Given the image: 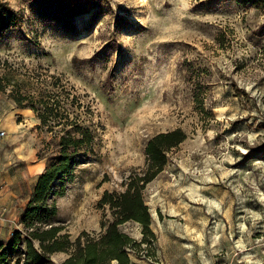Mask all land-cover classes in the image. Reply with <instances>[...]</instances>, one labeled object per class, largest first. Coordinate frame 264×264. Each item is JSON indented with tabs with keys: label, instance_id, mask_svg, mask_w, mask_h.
<instances>
[{
	"label": "rangeland",
	"instance_id": "1",
	"mask_svg": "<svg viewBox=\"0 0 264 264\" xmlns=\"http://www.w3.org/2000/svg\"><path fill=\"white\" fill-rule=\"evenodd\" d=\"M247 1L0 0L17 17L0 39V249L21 229L40 175L30 165L64 134L16 114L15 96L44 97L97 134L49 200L71 241L102 232L104 192H124L148 141L181 129L145 191L156 242L132 264H264V0ZM120 229L143 238L137 223Z\"/></svg>",
	"mask_w": 264,
	"mask_h": 264
},
{
	"label": "trees",
	"instance_id": "2",
	"mask_svg": "<svg viewBox=\"0 0 264 264\" xmlns=\"http://www.w3.org/2000/svg\"><path fill=\"white\" fill-rule=\"evenodd\" d=\"M247 2L252 7L263 6V0ZM48 4L55 5L50 1ZM16 24V13L6 3L0 2V39ZM49 100L44 97L40 100L31 97L14 98L19 109L29 108L34 112L40 120L37 126L39 130L47 127L52 132L54 128L62 126L60 132L64 134L55 132L52 140L45 142L39 159L43 160L46 154H50L51 160L37 179L32 198L20 221L21 229L14 232L6 249H0V264H9L14 252H17V264H51L52 256L60 253L67 255L62 264H132V255L142 256L141 253L145 251L143 245L150 247L156 242L145 191L165 170L171 151L188 139L187 134L176 129L152 137L145 148V167L131 173L124 182L125 191H106L100 198L98 209L103 210L105 216H110V220L102 222V232L98 235L83 232L73 242L68 234H63L64 228L56 224L58 209L49 200L51 197L64 196L66 186L74 180L81 154L94 153L97 134L90 127H81L68 111H62L60 103L52 105ZM25 101L30 105H24ZM195 102L201 112L212 116L211 111L207 113L203 100L199 103L195 96ZM129 222L142 227L143 238L140 242L120 229Z\"/></svg>",
	"mask_w": 264,
	"mask_h": 264
},
{
	"label": "crops",
	"instance_id": "3",
	"mask_svg": "<svg viewBox=\"0 0 264 264\" xmlns=\"http://www.w3.org/2000/svg\"><path fill=\"white\" fill-rule=\"evenodd\" d=\"M18 112H20V114H22L23 116L28 117L29 119L30 118L37 119L36 116L33 115L32 110L30 111V110H27V109L26 110L25 109H20V110L16 111V114H18ZM36 124H38V123H36ZM33 156H35V155H33ZM44 168H45V165H43V160H41V159L37 160V161H34V163L32 165H30V170H32L34 172H40V174L43 173ZM6 202H8L7 198L4 200V203H6Z\"/></svg>",
	"mask_w": 264,
	"mask_h": 264
},
{
	"label": "built area",
	"instance_id": "4",
	"mask_svg": "<svg viewBox=\"0 0 264 264\" xmlns=\"http://www.w3.org/2000/svg\"><path fill=\"white\" fill-rule=\"evenodd\" d=\"M1 135H2V136H4V135H5V133H3V132H2V133H1ZM0 211H1V207H0Z\"/></svg>",
	"mask_w": 264,
	"mask_h": 264
}]
</instances>
